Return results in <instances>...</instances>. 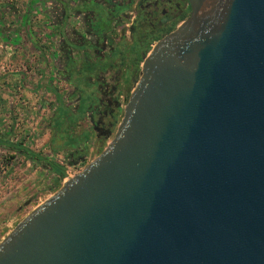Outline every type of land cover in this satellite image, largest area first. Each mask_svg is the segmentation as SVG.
<instances>
[{"label":"water","instance_id":"obj_1","mask_svg":"<svg viewBox=\"0 0 264 264\" xmlns=\"http://www.w3.org/2000/svg\"><path fill=\"white\" fill-rule=\"evenodd\" d=\"M105 147L0 264H264V0H189Z\"/></svg>","mask_w":264,"mask_h":264},{"label":"crops","instance_id":"obj_2","mask_svg":"<svg viewBox=\"0 0 264 264\" xmlns=\"http://www.w3.org/2000/svg\"><path fill=\"white\" fill-rule=\"evenodd\" d=\"M24 22V41L15 40L11 30L7 32V38L3 36L0 41V138L17 135L14 139L22 140L27 147V141L34 140L39 146L36 152L46 154L48 159L60 165L66 153L53 145L65 142V133L61 132L64 124H69L74 132L82 127L70 115L75 98L80 94V88L72 79L76 75L80 77L79 74L91 76L88 83L92 87L82 94L86 104L97 87L93 71L101 57H109V49L106 44L101 47L96 43L92 29L95 21L89 14L88 5L80 8L76 0H27ZM100 83L104 94L99 105L102 113L108 104L105 92L109 81L104 78ZM96 100L94 98L93 103ZM49 112V116H44ZM37 113L39 116L33 115ZM36 117L40 124L33 130V118ZM0 150L8 151L1 145ZM61 153L63 157H60ZM18 157L27 162L26 166L34 163L23 154H16L14 158L18 160ZM40 168L45 171L42 176L47 180L51 168L45 164H40ZM25 170L23 168L21 175L11 180L7 179V172L0 169V238L9 217L4 212L29 193L31 176L24 175ZM51 178L56 180L57 175L53 172Z\"/></svg>","mask_w":264,"mask_h":264},{"label":"flooded vegetation","instance_id":"obj_3","mask_svg":"<svg viewBox=\"0 0 264 264\" xmlns=\"http://www.w3.org/2000/svg\"><path fill=\"white\" fill-rule=\"evenodd\" d=\"M76 5L80 8L88 5L89 14L95 21L92 29L96 43L101 47L106 44L109 57H101L93 71L97 87L86 104L82 94L92 87L88 83L91 76L79 74L80 77H73L76 80L72 79L80 88V94L75 98L70 115L82 127L74 132L65 123L67 117L63 118L65 130L61 132L65 133V142L53 147L63 150L66 159L74 162L86 157L87 143L98 150L112 137L124 104L140 76L144 56L191 14L189 0H76ZM104 78L109 81L105 92L108 104L101 113L99 105L104 94L100 82ZM94 95L96 97H92ZM94 98L97 100L93 103Z\"/></svg>","mask_w":264,"mask_h":264},{"label":"rangeland","instance_id":"obj_4","mask_svg":"<svg viewBox=\"0 0 264 264\" xmlns=\"http://www.w3.org/2000/svg\"><path fill=\"white\" fill-rule=\"evenodd\" d=\"M27 0H0V41L3 40L2 37L7 38L8 30H11V35H14V39L22 42L25 40V7ZM8 5V7L4 6ZM6 31V32H4ZM4 34V35H3ZM37 39V38H36ZM6 40V39H5ZM27 40V39H26ZM34 116H39V114H33ZM50 112L44 116H49ZM43 116V118H45ZM38 119V120H37ZM39 117L33 118V130L36 129L35 126L40 124ZM38 130V129H37ZM13 134V133H12ZM13 136V135H10ZM17 135L13 136L15 138ZM110 140V139H109ZM108 140V141H109ZM47 141V140H46ZM28 147L33 151H37L38 145L34 140L27 141ZM95 150L94 146L90 143L87 155L84 159L77 162L69 161L68 159L62 160L60 165L64 168V172L67 173L65 179L60 180V186L67 179L78 173L83 169L96 155L105 147ZM45 152L48 153V148L45 147ZM41 153V152H40ZM11 152L8 150H0V169L7 172V179L11 178L13 180L18 175H21L22 169L26 168L24 175L31 176L29 182V193L25 195L23 200L17 202L12 209L6 210L4 213L9 214L7 220H5V225L3 226L2 237L0 240L32 209H34L38 204L43 202L46 198L52 195L57 189L53 187L54 179L52 177V171L49 170L47 180L42 176L45 171L40 168V163L34 162L33 164L27 165V162L23 161L22 157H18V160L11 157ZM45 156L46 154H41ZM64 155L61 153L60 157ZM31 185V186H30ZM34 185V186H33ZM33 187V188H32ZM8 221V222H6Z\"/></svg>","mask_w":264,"mask_h":264},{"label":"trees","instance_id":"obj_5","mask_svg":"<svg viewBox=\"0 0 264 264\" xmlns=\"http://www.w3.org/2000/svg\"><path fill=\"white\" fill-rule=\"evenodd\" d=\"M4 6L8 7V5H4ZM2 30L3 29L0 28V31ZM0 145L6 147L8 150L15 152L11 154L12 158H14L16 154H23L27 159H30L33 162H37L49 166L52 172H54L57 175V178L53 183V187L57 189L60 186V180L63 179L65 174L64 168L61 165H59L54 161H51L46 156H42L40 152L33 151L29 147L23 145L22 140L14 139L13 137H10V135L2 136L0 138Z\"/></svg>","mask_w":264,"mask_h":264},{"label":"built area","instance_id":"obj_6","mask_svg":"<svg viewBox=\"0 0 264 264\" xmlns=\"http://www.w3.org/2000/svg\"><path fill=\"white\" fill-rule=\"evenodd\" d=\"M126 26H128V24H126ZM66 176H67V173H65V174H64V177H63V179H65V178H66Z\"/></svg>","mask_w":264,"mask_h":264}]
</instances>
